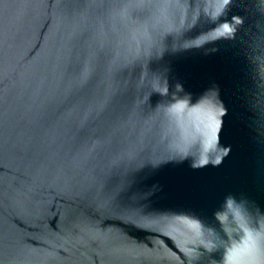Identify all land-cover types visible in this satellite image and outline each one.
<instances>
[{
	"label": "water",
	"instance_id": "obj_1",
	"mask_svg": "<svg viewBox=\"0 0 264 264\" xmlns=\"http://www.w3.org/2000/svg\"><path fill=\"white\" fill-rule=\"evenodd\" d=\"M103 2L0 0V264H208L173 213L219 231L229 195L264 212V0H233L226 18L245 20L235 40L151 66L193 102L219 90L209 95L227 109L220 146L230 150L202 169L177 162L150 108L134 107L140 81L122 69L137 32L105 41ZM97 42L105 71L85 86V49Z\"/></svg>",
	"mask_w": 264,
	"mask_h": 264
},
{
	"label": "clouds",
	"instance_id": "obj_2",
	"mask_svg": "<svg viewBox=\"0 0 264 264\" xmlns=\"http://www.w3.org/2000/svg\"><path fill=\"white\" fill-rule=\"evenodd\" d=\"M232 4L233 0H104L105 14L97 21L105 41L137 32L134 52L122 69L126 76L138 77L140 81L133 105L137 109L150 108L149 119L156 118L153 129L160 142L179 156L177 162L190 160L193 169L210 164L218 166L222 162L220 153L228 154L230 149L220 146V131L227 109L222 101L217 104L209 95L214 92L218 100V88L209 89L193 102L191 94L185 93L179 83L175 91L170 92L167 71L151 66L163 60L166 53L235 40L245 20L240 16L226 18ZM201 22H210L213 27L189 36ZM261 23L257 19L250 30H257ZM106 48L105 42H97L94 48L85 49V86L105 71L104 65L101 71L100 58ZM153 95L162 98L154 107ZM173 214L181 218L198 241L188 245L199 253L195 259L206 254L208 264H264V212L254 202L227 196L214 213L219 231L194 214ZM217 252L222 254L219 260L213 258Z\"/></svg>",
	"mask_w": 264,
	"mask_h": 264
}]
</instances>
